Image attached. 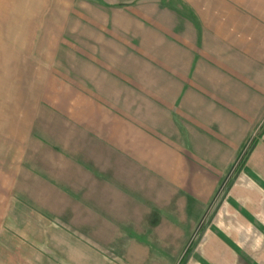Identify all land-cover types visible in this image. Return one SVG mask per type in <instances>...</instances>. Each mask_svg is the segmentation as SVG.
<instances>
[{
    "label": "crops",
    "instance_id": "obj_1",
    "mask_svg": "<svg viewBox=\"0 0 264 264\" xmlns=\"http://www.w3.org/2000/svg\"><path fill=\"white\" fill-rule=\"evenodd\" d=\"M21 1L10 12L26 23L5 27L0 60L40 105L34 155H59L76 178L29 162L26 180L4 185L0 252L147 264L137 239L136 260L116 261L114 246L153 229L162 252L188 251L179 239L201 232L183 264H264V0ZM36 218L50 239L31 242Z\"/></svg>",
    "mask_w": 264,
    "mask_h": 264
},
{
    "label": "rangeland",
    "instance_id": "obj_2",
    "mask_svg": "<svg viewBox=\"0 0 264 264\" xmlns=\"http://www.w3.org/2000/svg\"><path fill=\"white\" fill-rule=\"evenodd\" d=\"M19 1L20 8L24 7L23 5L26 4V1L0 0V35L5 31V27H8V25L13 26L17 25L18 23H20V25L26 23L27 13L25 11L10 12L11 3L16 5L19 3ZM17 67L18 65H13L12 61L9 59L0 60V216L1 210L4 211L10 206V204H7V202H5V198L3 197L12 196L9 191H3V186L15 183V181L21 179V177L23 178V180H26L25 173H22V170H26L29 162L31 163L32 167L38 170V174H40V177L42 176L46 178L47 174L42 171L48 170L49 172H52V174H54L55 176H59L64 180L66 179L71 181L73 178H76L74 172L69 171V167H71L69 162L64 161L59 155L49 154L47 156H43L41 155V153L39 154V156L34 155L36 149L44 148L42 146L43 142H45L41 135L42 132L39 130L40 128H42V125L39 122L40 119L42 120V116L38 113L40 110V105L38 106L37 102H34L33 105L32 101H27V98H25L27 96L26 77L25 75L17 74L19 72V69H17ZM38 98H41V95L38 96ZM41 100H38L40 104ZM33 119H35L36 121L34 122L36 126L35 132H33L34 130L32 131L31 125L28 123L32 122ZM34 138L37 139L36 142ZM247 149L248 145L246 147L245 152L247 151ZM101 154L102 153L98 152V155L100 157ZM103 157L104 159H106L105 156ZM91 158L95 160L96 155H92ZM32 159H34V161L38 160V166H36L37 164H35V162L30 161ZM114 160L115 162L117 161V163H115L114 169L109 168V170L114 172L119 177L123 178V163L120 158L115 156ZM103 163L105 164L106 162L103 161ZM63 165H66L67 168H63ZM70 172L72 173V177L70 176ZM26 176H28L27 173ZM83 177L85 179H92L90 178V176L85 174H83ZM84 190L90 193V189ZM216 207L217 204H214L213 211L216 209ZM5 213L7 215V211H4L2 215H4ZM37 220L38 222L42 223V226L36 227L35 225H31L30 223L28 227V230L31 234V242L33 243H35L33 239H38L39 241H43L44 239H50L47 235L42 234L43 225H45V223L42 222L40 219ZM2 222L3 221L0 219V225ZM193 222L196 223V221ZM135 223H140V220L135 221ZM207 224L208 220H204L203 223H200V227H205L207 226ZM194 226L195 225H192V227ZM196 226H198V224ZM147 233L149 235L146 234V236H135L133 233H131V235L129 236L130 239L126 236L120 237L121 240L117 242V244L114 246L116 251L114 253L116 261L124 262L125 256H128L131 260L139 259V257L134 255L132 252L129 254V252L126 251V246H130L131 244L136 247H139L138 245L133 244L132 241V239H137L139 241H137L138 243L146 244L147 247L151 249L149 250V252H145L143 250L144 253L148 255V257H150V259L147 260V264H183V261L188 259V257L192 253L193 246H195L196 243H198L202 237L201 232H199V234H196L193 237H181L178 241L179 246L185 245L187 243L186 240L190 238L188 242H191V246L186 252H162L159 250V245L157 243L160 237L155 233V230H147ZM30 234L29 236L27 235L28 239H30ZM100 237L102 238V240L107 239L106 236ZM155 239H157V241ZM122 241H125V243H123ZM164 242H167L166 245L169 244V242L166 241L165 238L163 239V243ZM126 243H129V245H127ZM21 251V254L20 251L8 253L4 252L3 254L0 252V255L2 254L3 257L8 260V262L10 261L14 264H33L35 259L33 260L32 252H28V250ZM20 255L23 256L22 259H20ZM0 264L6 263L5 261H0Z\"/></svg>",
    "mask_w": 264,
    "mask_h": 264
}]
</instances>
